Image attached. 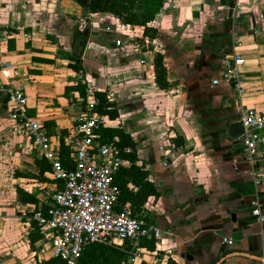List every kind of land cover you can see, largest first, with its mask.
Listing matches in <instances>:
<instances>
[{"label":"crops","instance_id":"crops-1","mask_svg":"<svg viewBox=\"0 0 264 264\" xmlns=\"http://www.w3.org/2000/svg\"><path fill=\"white\" fill-rule=\"evenodd\" d=\"M60 1L0 0V61L8 65L0 83L22 88L29 113L59 141L82 109L66 53L84 30L85 78L117 108L109 124L132 137L136 163L159 193L142 205L146 223L161 230L156 249L143 248L127 263L264 264V222L251 215L255 195L264 210V166L256 167V187L239 138L227 137L241 107L264 108V0H166L149 23L157 34L145 48L141 27L108 12L67 13ZM127 33L135 39L116 45ZM158 54L167 88L155 81ZM236 55L244 59L241 98L222 78ZM35 158L0 94V264H47L51 257L38 253L41 237L29 239L39 207L31 183L49 181L48 170L42 179L29 175L39 172ZM18 189L36 201H20Z\"/></svg>","mask_w":264,"mask_h":264},{"label":"built area","instance_id":"built-area-1","mask_svg":"<svg viewBox=\"0 0 264 264\" xmlns=\"http://www.w3.org/2000/svg\"><path fill=\"white\" fill-rule=\"evenodd\" d=\"M135 37V34L127 33L117 38L115 44L120 45ZM145 61L142 59L141 63ZM243 63L241 56H234L222 74L224 80L231 82L239 98L243 93L239 66ZM7 67L0 61V69ZM73 79L86 85V95L80 98V115L63 138L72 168H66L60 160L59 141L29 113L26 92L20 87L0 83V94L5 97L9 118L29 139L40 157L50 164L46 173L49 181L34 180L30 187L39 200V207L29 219L37 222L43 234L36 247L42 255L50 250V256L59 259L61 264H76L88 244L104 242L129 247L126 249L129 262L141 255L144 247L140 241L145 238L157 241L161 230L146 223L139 213L132 212L129 204L117 207L120 189L113 179L124 159L121 149L115 143L101 142L98 133L99 127L109 124L111 119L97 111L94 88L88 84L82 68L73 72ZM218 82L216 79L212 81L213 84ZM239 122L243 160L250 166L254 184L258 187L262 181L256 167L264 166V108L241 107ZM130 150V147L123 148L125 152ZM42 203L45 210L40 208ZM251 215L256 221L264 222V210L257 195L252 201ZM223 241L232 244L231 238H223Z\"/></svg>","mask_w":264,"mask_h":264},{"label":"trees","instance_id":"trees-1","mask_svg":"<svg viewBox=\"0 0 264 264\" xmlns=\"http://www.w3.org/2000/svg\"><path fill=\"white\" fill-rule=\"evenodd\" d=\"M67 1V0H66ZM65 1V2H66ZM81 6V10L84 14L93 12H108L117 17L124 24H131L139 26L142 29V34L138 37V42L143 48L148 47L150 41L156 36L157 29L150 26L149 23L154 19L156 13H158L164 6L166 0H74ZM67 3V2H66ZM69 3V2H68ZM232 4L233 2L230 1ZM64 6V5H62ZM61 6V8H63ZM86 42V34L84 30L78 32L74 38V41L70 47V52L66 53V57L69 59L68 65L74 70L82 68V52ZM142 44H141V43ZM155 68V81L161 88H167L170 83L166 80V69L163 65L162 55L158 54L154 60ZM86 85L77 83L73 86V89L78 90L80 95L84 98ZM69 89V88H68ZM93 96L98 100L96 104L97 111L113 119L118 115L117 108L107 98L106 92L93 89ZM51 125H48V129ZM48 132V131H47ZM66 130L61 131L59 138V155L62 164L66 168H72L73 164L69 158V150L64 145L63 138L66 134ZM98 133L101 142L115 143L121 149V156L124 159L120 170L114 176V183L120 189V195L118 197V206L121 207L124 204H129L132 212L139 213V215L145 219L146 215L143 213L142 205L148 198V196H158V191L155 189L151 181L147 179V170L141 165L136 163L138 156L135 150V142L132 137L118 124H102ZM48 134H50L48 132ZM124 147H130V151H123ZM130 162L128 166L125 162ZM35 164L39 168L38 174H29L36 176L39 179L43 178V173L50 169V164L44 158H35ZM19 174H27L19 172ZM28 175V174H27ZM19 193V200L22 202H34L35 198L23 192L21 189L17 190ZM46 206H43L45 210ZM33 226L32 232L29 234V239L34 242L43 234L39 231L37 222L31 220ZM140 245L147 250L153 251L156 249V240L154 238H145L140 241ZM126 249L129 247H120L110 243L94 242L88 244L81 253L76 264H128V253ZM47 264H60V260L55 257H50L46 260ZM169 264H177L173 259L168 258ZM140 264H149L145 261H141Z\"/></svg>","mask_w":264,"mask_h":264},{"label":"water","instance_id":"water-1","mask_svg":"<svg viewBox=\"0 0 264 264\" xmlns=\"http://www.w3.org/2000/svg\"><path fill=\"white\" fill-rule=\"evenodd\" d=\"M61 0L60 1V8L62 5L66 6L65 8V12L67 13H76L77 15L81 14V6L78 5V3H76L74 0ZM69 2V3H68ZM232 12H230L231 14ZM242 133V126L240 124V122H232L229 124L228 129H227V137L232 139V140H237L239 138V136ZM231 221L233 223L237 222L236 219V214H231ZM182 257L185 256V254L181 255Z\"/></svg>","mask_w":264,"mask_h":264},{"label":"rangeland","instance_id":"rangeland-1","mask_svg":"<svg viewBox=\"0 0 264 264\" xmlns=\"http://www.w3.org/2000/svg\"><path fill=\"white\" fill-rule=\"evenodd\" d=\"M45 255H47V256L51 255V251L49 250L48 252H46Z\"/></svg>","mask_w":264,"mask_h":264}]
</instances>
